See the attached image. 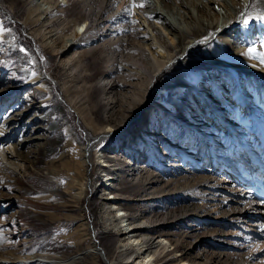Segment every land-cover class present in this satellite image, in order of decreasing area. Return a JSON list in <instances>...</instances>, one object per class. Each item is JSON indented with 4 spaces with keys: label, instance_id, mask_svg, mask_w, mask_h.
Returning <instances> with one entry per match:
<instances>
[{
    "label": "rangeland",
    "instance_id": "obj_1",
    "mask_svg": "<svg viewBox=\"0 0 264 264\" xmlns=\"http://www.w3.org/2000/svg\"><path fill=\"white\" fill-rule=\"evenodd\" d=\"M51 1L55 8L47 21L33 18L32 14L37 11L33 7L36 0H0V22L10 29L0 34V116L12 114L0 125V132L4 133L0 136V252L5 246L13 245L25 257L22 264H62L42 259L67 258L79 253L80 264H134L127 260L126 254L119 255L126 248L121 243L128 234L120 237L118 218L113 217L112 206L105 204L106 197L113 195L117 197L111 201L124 209L128 222L132 216L143 213L150 215L148 219L153 224L167 223L181 208L197 203L199 208L194 215L196 222H201L200 227L189 228L180 223L174 239L177 244L191 248L187 259L209 251L195 264H264V254L255 256L247 253V249L234 245L229 249L225 244L210 242L209 237L215 230L219 229L223 235L237 230L229 228L227 220L234 217V211L240 207L236 200L239 201L245 188L240 187L238 179L231 178L233 174L221 162L207 172L201 165L204 169L210 168V157L205 160L199 149H186L187 144L193 145L196 137L203 144L210 136L205 143L207 150L210 139L219 145L222 143L228 150L226 154L233 158L237 146H251L255 142L248 141L251 134H257L255 124L250 121L247 128L239 124L224 99L219 101L214 93L213 82L221 97L240 109L244 104H252L244 100L243 87L249 96L257 97L258 92L263 107L261 116H264V65L243 55L249 46L264 52V19H260L264 17V0H248L245 9V0H225V3L218 0L219 3L206 7L205 12H201L199 2L207 4L208 0H183L196 17L207 15L220 23L232 21L229 24L233 26L226 29L213 26L194 34L197 39L205 37L206 40H200L199 46L184 55V60L169 64L171 67L161 75L159 72L157 78L152 79L155 81L149 91L146 88L149 72L155 67L146 70L153 59L149 47L143 44L151 40L138 14L119 22L113 15L114 5L102 7L101 0ZM101 7L103 11L98 13ZM131 7L129 5L128 13L133 12ZM168 8L162 20L169 19L172 23V9ZM235 9L237 12L233 15ZM246 18L250 20L248 25L243 23ZM101 21L103 23L97 25ZM82 23L91 25L88 31H81ZM167 24L157 27L160 38L165 40L170 52L178 54L189 36L180 35L178 30L174 32V25ZM101 29L111 33L110 37L104 35L105 39L76 49H65L67 45H62L71 33H80L78 38L84 44L89 42V35L103 31ZM126 32L131 36H124ZM50 38L56 39L57 47L47 43ZM111 65L113 70L109 73ZM44 71L52 77L48 78ZM32 72L37 75L33 77ZM142 97L145 100L140 104ZM216 102V107L229 110L223 113L224 117L215 113ZM199 117L204 121L197 120ZM223 119L233 129L226 126ZM203 124L207 131H203ZM109 125L117 130L103 136L104 128ZM142 125L146 130L142 131L139 143L123 149L126 137ZM211 127L213 130H209ZM243 131H247V135L239 133ZM233 133L239 145L227 147ZM85 145L89 147L88 160L83 152ZM151 146L157 162L151 160ZM179 146L183 150L178 149ZM240 149V154L244 153L243 148ZM101 151H105L111 166L107 171L102 169V173L97 165L103 162L99 156ZM138 165L142 177L149 172L147 184L138 180L134 183ZM171 167L182 170L178 175L181 178L186 175L188 184L184 178L181 181ZM196 176L197 180L204 179V183L198 182L199 185ZM109 178L115 179L118 191L113 190L115 186L109 184L112 181ZM166 178H173L172 184L166 183ZM228 179H232V183L225 181ZM210 184L217 187L214 189ZM118 194L122 195L119 199ZM148 197L158 200L149 203ZM228 198L231 199L225 205ZM171 203L179 210L165 209L164 205L169 207ZM158 206L162 207L161 211L152 209ZM91 219L105 251L96 246L88 227ZM251 221L247 219L244 225L254 227ZM192 229L197 232L193 233ZM192 233L195 236H191ZM255 245L254 252L255 248L264 249V241ZM231 250L236 253L232 255Z\"/></svg>",
    "mask_w": 264,
    "mask_h": 264
},
{
    "label": "bare ground",
    "instance_id": "obj_2",
    "mask_svg": "<svg viewBox=\"0 0 264 264\" xmlns=\"http://www.w3.org/2000/svg\"><path fill=\"white\" fill-rule=\"evenodd\" d=\"M137 1H139V3H140V0H135V2H137ZM222 1L225 3V0H222ZM176 2H177V0H142V3L145 4L144 8H141L139 10L138 7H135V8L131 7V11H133V12L128 13V10H130L129 5L132 6V0H101L100 1L102 7H104L106 5V7L108 8L110 5H112V4L114 5L113 6V15L115 16L114 18H117V20H119V22L122 19L125 21V19H127L128 16L130 17L132 15H137L138 14L137 17H140L141 21L143 22V25L146 26V29H145L147 31L146 34H149L150 38H148V39H150L151 41H150V43H148V44L144 43L143 45L145 47H147V48L149 47L148 48L149 51H150L149 53H151L152 59H153L152 61H150V59H148V63H149V61H150V63L148 65V67L146 68V70L150 71V69L153 66L155 67V69L153 68L154 70L152 69L153 71L149 72L150 77H149V81H148V86L146 87L148 91H149V89H151L150 86L152 85L153 81H155V80H152V79L153 78L154 79L157 78V75H158L159 72H160L159 75H161L170 66L169 64H171L173 62H178L180 60L181 61L184 60V55L185 54L187 55V53L190 54L192 49H194L196 47V45L199 43L200 40H203V41L206 40L205 37L197 39L196 37H194V34L199 33V32H204L206 29H209V28H211L213 26H217V29H218V27H221V29H226V28H228L230 26H233V25L229 24V23H232V21H227L225 23L224 22L225 20H224L223 21L224 23L223 22L220 23V21H216L215 18L214 19H212L211 17L207 18L208 17L207 15H203L202 17H196L195 14H193V12L188 7H186L187 5H185L183 0H180L179 3H176ZM248 2H249L248 0H245V2H244L245 6H243L244 9L246 7H248V5H249ZM61 3L64 4V2H61ZM199 3L201 5V12H205L206 7L208 9V8H210V6H213L211 4H215V3L217 4L219 2H218V0H217V2H215V0H208L207 4L204 3V2H199ZM63 4H61V5H63ZM165 4L166 5L167 4H172V5H167V6H171L170 8L172 9V11L170 10L171 11L170 12L171 16L173 18L172 23L169 22V19H168V21H165V22H164V20H162V18L163 19L166 18V14L167 13H165V12L168 11L167 10L168 7ZM33 7H34L35 10H37V11H35V13L32 14L33 18H35L36 20L44 19V20H47V21H49L52 18V14H51L52 11L51 10H53L55 8L53 6L51 0H36V2H34V6ZM102 7L100 9H98V11H99L98 13H101L103 11ZM170 8H168V9H170ZM175 8H176V10L174 11ZM30 9H33V8H30ZM143 9H145L147 12L143 11ZM232 12H233L232 14L235 15L237 10L235 9ZM170 13L168 12V14H170ZM149 17H152V19H149ZM157 20L159 21V23H157ZM100 23H103V22L102 21L98 22L97 25L100 26ZM165 23L166 24L168 23L167 25H169V23L172 26L174 25V28H173L174 32H176V30H178V31H180V35L185 33V35L189 36L187 38V40L185 41L183 49L178 54H174L173 52H170L168 46L165 45V40L160 38V32H159V29L157 27H161L162 25H165ZM108 24H109V21H108ZM82 25H84V23H82ZM86 25H88V29L91 27L90 24L86 23L83 26V28H82L83 29L82 32L88 31L87 27H85ZM99 26H98V28H99ZM111 28H108L107 30L108 31L109 30L110 31H114L113 29L115 27L113 29H111ZM131 29H132V27H131ZM101 30H103V29H101ZM104 30L100 31L97 34L95 33L93 35H89V37H88V39H90L89 42L84 43V44L81 43L80 40H79L80 38H78L80 33L78 34V32L75 31L76 33H74V34L71 33L70 35H68V37H66L67 40L62 45H65V46L67 45V47L65 49H69L71 47H75V49H76V47H78V46L89 45L90 42H97V41H99L101 39H105V36L106 37L107 36L110 37L111 33L107 34L105 32L106 30L105 31ZM119 31H121V30H119ZM119 31H117V32L119 33ZM169 32H170V30H169ZM123 34H125L124 36H131V33H129V32H126V33H123ZM83 35H87V34L84 33ZM112 35H111V37H112ZM119 38H120V36H119ZM122 39H125V38L122 37ZM55 42H56V39L54 40L53 38H50L49 41H47V43L54 44L55 45L54 47H57L58 44H56ZM122 46H123V44H122ZM198 46H199V44H198ZM142 52L143 51H140V53H142ZM138 55H140V54L138 53ZM41 61H43V59ZM226 69L230 71L229 67H226ZM108 70H109V73L110 72L112 73L113 66L111 65L108 68ZM263 71H264V69H263ZM44 72H45V74L47 73L48 78L52 77L51 75H49L50 73H48L47 71H44ZM143 72L141 71V73H143ZM227 73H228V71H227ZM216 91H218V89H216ZM241 92L244 95V100L248 101L250 104L251 103L252 104L250 106L244 104V105H242L243 108H241L242 111L239 110V108H238L237 109L238 111H236V112L238 113V117L239 118L244 119L245 116H246L247 118H245V120H246L247 123L251 121V123L255 124V127H257L256 128V132H257L259 137H258L257 141H255L254 143L251 144V146H246V145L244 146L243 145L242 147L240 146V148H243L245 154H249L251 152L250 153L251 156L252 155L255 156L257 159H259L261 162L264 163V116H261V108H263L262 105H261V97H260L258 92H257V97L255 95L254 96H251V95L249 96L248 90L245 87H243ZM145 97L141 98V103L140 104L144 103ZM220 99L223 100L225 98L220 97ZM225 101L227 102L226 105L232 111L231 106H229V105H232V104L229 102V100H225ZM212 105H213V103H212ZM212 105L209 104L208 106L209 107H213ZM215 107H216V104H215ZM214 111H215L216 114L219 113L220 115H222V117H224L223 113L224 112L228 113L229 110L221 108L220 112H219V111L215 110V108H214ZM243 116H244V118H243ZM85 117H86V115L83 116V119ZM220 117L217 116V118L221 119L222 117L221 118ZM144 125H146V124H144ZM140 127H143V125L140 126ZM147 127H150V125H148ZM208 127H210V125ZM120 128H122V126L119 127L118 129H120ZM230 128H232V127L230 126ZM104 129H105V132L102 133L103 136L107 135L110 132L109 131L110 129H111V131L117 130L116 128H114L111 125H109V127L107 126V128H104ZM145 133H146V131H145ZM239 133L247 135V131H243V132H239ZM131 134L129 136H127L126 139L124 140L125 144H123L124 145L123 149L124 148H129L130 149L134 145H137L139 143V141L141 140V136L140 137H136L133 132ZM202 135H204V134H202ZM144 137L145 136H143L142 139H144ZM99 138H100V136H99ZM130 142H131V146H130ZM189 142L191 143V140ZM240 148H238V149L241 150ZM83 152H84V155H85V159L88 160L89 157L87 156V152H89V147L85 145V147L83 148ZM101 153L102 154L99 155V156H101V158H103L102 159L103 162H99V163L101 164L102 169L107 171V168H109L111 166H109V163L107 162L108 160L106 159L105 151H101ZM244 153H242L240 155H242V157H243ZM114 155L112 154L111 156H114ZM240 155H239V158H240ZM230 159L234 160V158H230ZM241 160H242V158H241ZM107 165H108V167H105ZM254 167L255 166H252V169ZM140 170H141V167L138 165V168H137V171H136V175H138V176L136 177V175H135L136 178L134 180V183L137 184L136 182L138 180V183L147 184L148 183V179L150 178V176H148L149 172L147 174H145L144 177H142V175L140 174ZM172 170H173V173L177 174V177L180 179L181 177L178 174H179V172L183 173V171L179 170V168H174V167H171V171ZM225 170H227V169H225ZM149 171L152 174L153 173L155 174V170H153V168H150ZM193 174H195V173H193ZM190 177L191 176H189V178ZM142 178H145L144 181H142ZM182 178H184L186 180L185 182H187V184H188V181L186 179V175L184 177H182ZM182 178H181V181H183ZM197 178L198 177L196 176L195 179H196L197 183L204 181V179H200V180L198 179L197 180ZM231 178H233L234 181H237V179L238 180L240 179L238 176H235L234 174H233V176H231ZM109 179L112 180V181L108 180L109 184L114 185L115 179H112V178H109ZM179 179H177V180H179ZM171 180H174V179L173 178H166V183H168L169 185L172 184L173 181H171ZM108 181H107V183H108ZM225 181H227L229 183H232L231 182L232 179H230V181H229V179L225 180ZM105 186H106V184H105ZM209 186H211L212 188L214 187V189H215L217 187V184H210ZM241 186H242L243 189H244V187H246V188L249 187V189L248 188H247V190L244 189L241 192L239 201L236 200L238 202V204L240 205V207L238 206L237 210L234 211V213H233L234 217L228 218V220H227V222L230 225L229 228H234V229H237V230H233V229L229 230L228 232H226L227 235H223V233H221L219 231V229L215 230L210 235L209 240H210L211 243H214V244H222V245L225 244V245L229 246V249H230L231 246L234 245L235 247H240L241 249L242 248L243 249H247V251H248L247 253H249V254H252V255L254 254L255 255V254L261 253V255L263 256L264 249L259 250L258 248H255V249H257V251H259L258 253H256L257 251L254 252L253 248H254L255 244H259L260 245V243H262L264 241V203L260 202L261 200H264V184L262 186H259L256 182H254V180H252V181H247L246 180V181H243ZM115 197H117V196H115ZM106 199L108 201H106L105 204L106 205L110 204L112 206V208H110V211H112L113 217L118 218V230H120L119 231L120 237H123V236H125V234H128V236H126V237H124L122 239V243H121V244H124L126 246V248L122 249L120 251L119 255H121L122 253L126 254L127 255L126 258L131 257V256H136L135 259L140 264H143V263L144 264H195L197 259L203 258V256L206 253L209 252V251L208 252L206 251V253H203V255L202 254L196 255V256L192 255V256H190L189 259H187L188 255H191V253H192L191 248L185 247L182 243L181 244H177L174 241L175 236H176L175 234H177V232L179 233V231H177V230H179L178 227H179L180 223L186 224V226L189 227V228H193L195 226H197V228L200 227V223L201 222H196L197 219H196V216L194 215L196 210H198V208H199L197 203L196 204H195V202L191 203V204H189V206H186L187 208L186 207L185 208H181V210H179L178 206H176V204H174V203H171L170 205H168L169 207H166V205H167L166 204V205H164L165 209L169 208L172 211L179 210L180 211L179 214L174 216V218L172 220L168 221L167 223L166 222H162V223L160 222V223H154L153 224L151 222V220L149 221V219H148V217L150 215L149 216L143 215V213L140 216H138V217H133L132 216L131 222H128L127 221L128 218L126 219L125 216H124V214H126L124 209L121 208L120 206H118L116 204V202L111 201V196H109V197L107 196ZM146 199H148L149 203H154L153 200H156V198H154V199L150 198L151 200H149V197L146 198ZM230 199L231 198H228L225 201V205H227L229 203ZM157 200L155 202H157ZM115 201H117V200H115ZM147 202H144V203H147ZM147 205H148V203H147ZM162 206H163V204H162ZM154 208L156 209L155 210L156 212H157V210L158 211L162 210L161 206L153 207L152 209H154ZM227 217H229V216H227ZM247 219L248 220H252L251 223L253 225L252 224L251 225L254 226V227H252V228L250 227L249 228L248 225H247L248 227L246 225H244V223H245V221H247ZM92 221H93V219H91V222ZM91 222L89 221V223H88L89 226L88 227H89V229H90V231H91V233L93 235V238L95 239V242L97 243L96 246L99 245L105 251L104 247L101 246L102 244L100 243V240L97 237L98 231H96L95 225L93 224V222L91 224ZM174 228H176V230ZM196 230L197 229H192L193 233L197 232ZM193 233L190 234V235L191 236H195V235H193ZM255 247H256V245H255ZM4 248L8 251V255L6 256V258L11 259V261L13 263H15V264H22L23 263L22 260H24L23 258H25V257L21 254V251L17 250L16 247H14L13 245H8V246H5ZM96 249H98V248L96 247ZM232 251L233 250H231V252H230L232 255H233V253H236L235 251L232 253ZM228 252H226V253H228ZM123 256L125 257V255H123ZM81 257H82L81 253H79L78 255H73V256H70V257H67V258H63V257H58V258H56V257H44L42 260L46 261V262H50V261H52V262L53 261L54 262H61L62 264H80L79 262L81 261L80 260ZM219 257H217V258H219ZM187 260H190V262H187Z\"/></svg>",
    "mask_w": 264,
    "mask_h": 264
},
{
    "label": "snow or ice",
    "instance_id": "obj_3",
    "mask_svg": "<svg viewBox=\"0 0 264 264\" xmlns=\"http://www.w3.org/2000/svg\"><path fill=\"white\" fill-rule=\"evenodd\" d=\"M132 7L133 8H135V7L144 8L145 7V4L144 3L137 4L135 2V0H132ZM149 19H152V17H149ZM260 19H264V17H261ZM133 23H138V21H133ZM157 23H159L158 20H157ZM243 23L245 25H248L250 23V20L248 18H246V19H244ZM82 30L83 29H81V31ZM6 31H10V29L5 28L4 25H3V23L0 22V34H3ZM21 51H25V50L24 49H21ZM243 55H245L248 58L257 59L261 65H264V52L257 51V47L256 46H249L247 48V52L244 53ZM36 75H37L36 72H32V76L33 77H35ZM11 115H12L11 113H6L5 116H0V125H2L3 120L5 118L10 119L11 118ZM109 131H111V129ZM2 135H4V133L3 132H0V136H2ZM0 150H2V148H0ZM260 202L261 203H264V200H261Z\"/></svg>",
    "mask_w": 264,
    "mask_h": 264
}]
</instances>
